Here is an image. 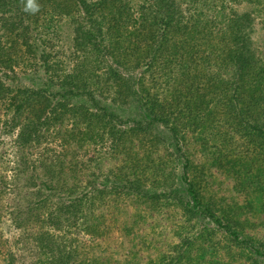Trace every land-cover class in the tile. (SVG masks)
<instances>
[{"label":"trees","instance_id":"obj_1","mask_svg":"<svg viewBox=\"0 0 264 264\" xmlns=\"http://www.w3.org/2000/svg\"><path fill=\"white\" fill-rule=\"evenodd\" d=\"M244 1L262 3L37 0L33 15L22 0H0V129L15 132L13 195L2 175L0 198L13 225L32 232L34 264H140L136 252L121 260L94 250L122 216L134 220L125 236L135 239L140 220L167 209L184 216L178 241L149 264H264L255 230L264 228V56L252 37L255 11L232 6ZM185 2L194 5L188 17ZM65 19L82 60L62 73L51 48ZM242 137L247 155L231 150ZM192 142L207 163L192 159ZM165 143L171 151H155ZM214 173L247 188V200L225 201ZM194 220L214 224L226 245L209 242L207 228L189 235ZM2 244L0 229L1 264H17Z\"/></svg>","mask_w":264,"mask_h":264},{"label":"rangeland","instance_id":"obj_2","mask_svg":"<svg viewBox=\"0 0 264 264\" xmlns=\"http://www.w3.org/2000/svg\"><path fill=\"white\" fill-rule=\"evenodd\" d=\"M142 0H132L133 4L137 6ZM232 1H230L231 3ZM263 3V6H261ZM262 3L256 10H254V5L250 4L249 2H234L232 6L238 11H251L254 10L255 12V25H254V32H253V41L254 44L258 50V53L261 56H264V0H262ZM190 3L185 2L184 3V11L187 15V17L190 15L189 12H191V9L194 8V5L189 6ZM187 7L189 9L187 10ZM209 10V9H208ZM212 10V9H211ZM193 12V10H192ZM59 29V37L54 39L51 48L52 55H53V62L57 64L58 68L60 69V72L64 73L65 71H69L73 69L74 63H79L78 61L82 60L81 57L76 58L72 54V45H73V26L72 24L67 20L61 21L57 25ZM79 70H82L81 67L77 66ZM38 69V68H37ZM35 70V69H34ZM23 71L22 68L18 67L16 68V72L18 73L17 77L22 78V81H28V79L25 78V75L21 74ZM36 75L38 77L44 76L43 71L39 72L38 70H35ZM29 74L32 72L28 71ZM142 71H137V75H140ZM11 74V73H10ZM151 74V73H150ZM12 75V74H11ZM99 81L104 79V77H98ZM106 78V77H105ZM93 79L96 80V76H93ZM118 105L120 106L121 111H126L129 107L127 104L126 98H119ZM2 108L0 106V117L1 119L4 118V115L2 114ZM15 132L7 133L4 131H1L0 129V178L5 175L6 178V193L10 197L14 190V187L11 183H9V180L7 179V176L12 173L10 170L11 167H8L9 165H13V162L10 160L12 157V151H13V143L15 139ZM58 141V142H57ZM55 141V146L58 147L60 145V140ZM149 147V146H148ZM171 146H168L166 143L161 144L155 148V151H159L158 153L165 152V149L170 150ZM192 150V159L195 161V163H199L203 165V163H207V160L205 159V154L202 150H198L196 146H194V143H191L190 146ZM150 148V147H149ZM159 149V150H158ZM252 149V145L247 142V140L242 137L241 139L233 138L232 140V146L231 150L239 154H249L250 150ZM140 150V148H139ZM171 151V150H170ZM155 155H158L155 153ZM209 173L208 171H206ZM206 173V174H207ZM3 175V176H2ZM9 178V177H8ZM4 182H1L0 180V189L1 186L4 187ZM211 187L213 190L217 191V194L223 197L225 201H240L241 203L245 202L247 200L249 190L247 188H241L238 183L235 182V180H228L224 178V176L214 173L213 178L211 179ZM8 200L7 197L4 196L3 198H0V229L3 232V244L2 248L4 250V255L7 256V252L9 250H12L16 252V258L17 264H34V261H36L38 257V251L36 248V245L34 243L33 236H31L30 231H24L19 228H16L13 223L11 222L9 216H8ZM172 210V211H169ZM169 212H174V217ZM122 216L121 220L118 223H110V230H108L106 236L99 239V243L97 245V248L94 250V254L96 256H107L109 255V251H112V254L121 260H124L125 258H128L126 256L127 252L135 253L139 258L140 264H149V261H153L158 258L159 252L164 251V249L168 248L166 241H178L177 236V230L178 226L180 227L184 216H182V213L180 211H174L173 209H167V211L164 214V218L161 219L159 216H154L153 218H149V220L143 221L140 220V222L135 226L134 234H137V238L131 239L130 237L125 236V223L134 221L133 219L128 218V216ZM157 217V218H156ZM128 218L127 221L122 223V219ZM159 219V220H157ZM173 224V225H171ZM187 231L189 232V235H196V233H199L201 230L203 232H206L205 229H209L206 232V235L208 237L209 242L213 243H219V245L222 247L226 245L227 241L224 239L223 235H221V232L218 231L216 226L214 224H207V220H194L193 222L188 224ZM260 227V226H258ZM256 228L255 230L258 231V233H261L264 237V228ZM175 229V230H173ZM81 236V235H80ZM79 239L82 241L88 239L85 236L80 237ZM166 239V240H165ZM264 239V238H263ZM157 240L165 242H157ZM90 242V240H88ZM115 244H118L120 248H115ZM122 246V247H121ZM220 249V248H219ZM222 250V249H221ZM227 259L228 256L226 257ZM232 259H230L231 261ZM3 263V255L0 258V264ZM232 263V262H231ZM235 263V261H233ZM134 264V263H132Z\"/></svg>","mask_w":264,"mask_h":264},{"label":"clouds","instance_id":"obj_3","mask_svg":"<svg viewBox=\"0 0 264 264\" xmlns=\"http://www.w3.org/2000/svg\"><path fill=\"white\" fill-rule=\"evenodd\" d=\"M23 3V11L29 14H36L40 10V5L37 0H22Z\"/></svg>","mask_w":264,"mask_h":264}]
</instances>
